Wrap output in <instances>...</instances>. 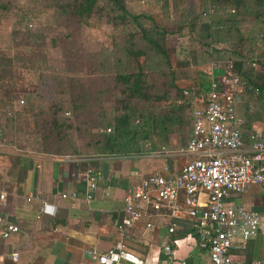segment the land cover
I'll return each instance as SVG.
<instances>
[{"label":"rangeland","instance_id":"1","mask_svg":"<svg viewBox=\"0 0 264 264\" xmlns=\"http://www.w3.org/2000/svg\"><path fill=\"white\" fill-rule=\"evenodd\" d=\"M125 1L131 14L151 16L168 33L164 47L170 68L150 52L137 60L145 72L147 90L153 95L169 94L173 98L177 93L172 84L185 94L199 85L200 73L238 59L234 52L247 60L264 61V40L258 39L264 11L251 4L237 23L214 29L213 42L210 40L206 50L198 44L200 24L213 22L215 28L218 22L208 16L217 15L209 6L210 0ZM63 2L0 0V121H7L10 139L24 148L17 146L20 150L85 159L93 156L84 153L97 119L111 118L118 108L121 87L114 80L115 74L137 70V62L122 54V47L133 42L129 35L135 36L137 48L148 49L133 26L113 27L97 20L87 26L77 23L60 14ZM229 9L218 12L226 14ZM191 19L193 33L186 26ZM10 86L14 92L8 102L3 92ZM247 104L252 111L248 113L256 118L262 108L244 96L236 103L241 107L240 115H245ZM133 106L137 110L157 107L143 101H134ZM9 111L12 118L7 115ZM53 114L60 124L68 126L60 132L64 138L53 128ZM251 244L254 254L264 253V239Z\"/></svg>","mask_w":264,"mask_h":264},{"label":"built area","instance_id":"2","mask_svg":"<svg viewBox=\"0 0 264 264\" xmlns=\"http://www.w3.org/2000/svg\"><path fill=\"white\" fill-rule=\"evenodd\" d=\"M252 67L256 68V64ZM209 74L210 89L201 93L195 104L187 144L140 154L187 161L176 173L150 174L127 191L122 216L114 222L119 241L104 253L87 251L90 264H144L128 251L125 242L133 238L138 224L149 217L158 218L170 237L176 233L177 221L187 218L195 248L208 254L210 264H245L233 253L246 252L251 241L264 239V116L260 125L253 126L245 137L236 103L248 90V82L233 71L232 64L212 66ZM243 138H249L248 142ZM2 147L17 148L6 144L0 134ZM164 171L167 172V167ZM82 179L83 199L90 201L97 190V176L87 170ZM247 197L249 200L245 201ZM61 198L75 200L78 195L64 193ZM42 213L53 215L54 207L43 204ZM154 228L149 219L140 236ZM19 232L14 222L0 215V239L8 240ZM162 252L174 260L175 252L169 244L163 246ZM17 258L18 254H11L13 261Z\"/></svg>","mask_w":264,"mask_h":264},{"label":"crops","instance_id":"3","mask_svg":"<svg viewBox=\"0 0 264 264\" xmlns=\"http://www.w3.org/2000/svg\"><path fill=\"white\" fill-rule=\"evenodd\" d=\"M209 73L199 75L198 87L203 94L210 89ZM242 120L250 129L261 122V119ZM243 125L246 137L250 130L244 131ZM176 143V137L171 136L168 148L176 149ZM143 149V152L124 156L93 155L77 159L13 147L0 148V215L20 229L8 240L0 239V264H90L92 260L87 251L104 253L111 249L120 239L114 222L122 216L127 191L150 174L176 173L187 161L186 158L142 157L141 153L159 150L147 145ZM87 170H92L98 179L97 190L90 201L83 199L82 176ZM64 193H76L78 198L63 200ZM43 204L53 206L54 214H43ZM149 219L155 228L141 237L140 231ZM160 222L155 217L144 218L134 230L133 238L125 242L128 251L144 264H180L181 261L210 264L208 254L195 248L191 222L187 218L177 221L174 237L167 234ZM166 244L174 250V260L163 254ZM251 245L250 242L246 252H234L233 256L245 264H261L264 253L254 254ZM13 253L18 254L16 261L11 259Z\"/></svg>","mask_w":264,"mask_h":264},{"label":"trees","instance_id":"4","mask_svg":"<svg viewBox=\"0 0 264 264\" xmlns=\"http://www.w3.org/2000/svg\"><path fill=\"white\" fill-rule=\"evenodd\" d=\"M262 9L264 11V0H210L211 7H214L216 16H208L215 18L218 22L213 26V22L200 24V39L198 44L200 47L208 50L210 48V40L213 42V33L215 30H221L231 24L237 23L238 16L246 15L249 7ZM223 8H230L229 12L224 14L218 12ZM61 15L72 18L77 23L89 25L91 20L105 22L113 27L133 26L140 35V39L146 45L148 51L144 48H137L135 36L129 35V39L133 42L122 47V54L126 58H130L137 62L144 59L148 52L150 54L163 59L165 66L171 67L168 54L164 47L165 38L168 33L159 27L151 16L145 14L133 15L128 11L125 0H64L59 5ZM213 13V11H210ZM189 32L194 31L195 24L193 20L186 22ZM259 41L264 40V22L258 34ZM213 51V50H212ZM215 51V50H214ZM238 59L231 60L233 71L238 73L248 82V90L242 95L252 99L258 103L262 109L257 112L255 118L248 112L247 104L245 115H240V105L236 111L238 116L251 121H258L264 116V61L263 60H247L240 54ZM219 60V58H218ZM229 62V61H228ZM255 63L259 66V70L252 67ZM137 70L133 72H117L114 80L121 87L119 99L116 101L114 114L111 118H98L94 124L92 132L89 134V142L87 143L88 151L84 155H130L143 152L144 146H148L152 150L168 148L170 145V137L175 136L177 143L175 148L184 147L191 137L192 131V112L195 104L201 99L199 85H193L192 89L183 94L179 86L172 87L176 90V95L169 98V94L153 95L147 90L145 82V72L139 62H137ZM174 81V78H172ZM14 88L8 87V91L3 92L7 95V101H12ZM134 101H143L145 103L156 104L157 107L148 110H137L133 106ZM250 103V102H249ZM58 111V110H56ZM252 113V111H250ZM7 114V113H6ZM10 118L13 117L11 111L8 112ZM10 118L7 120L10 121ZM51 123L55 130L59 129L60 135L62 128L68 126L60 124L57 120V114H53ZM7 121H0V134L3 135L6 144L19 147L20 145L11 140L8 134ZM243 130H250V125H243ZM108 130H110L108 132ZM57 135V136H58ZM10 136V137H9ZM59 138V137H58ZM60 138H64L60 135ZM21 149H24L20 146ZM172 148V147H171ZM89 152V153H88ZM43 153V152H40ZM181 238V236H178Z\"/></svg>","mask_w":264,"mask_h":264}]
</instances>
